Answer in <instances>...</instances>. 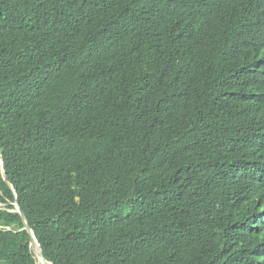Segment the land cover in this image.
<instances>
[{"label": "trees", "instance_id": "1", "mask_svg": "<svg viewBox=\"0 0 264 264\" xmlns=\"http://www.w3.org/2000/svg\"><path fill=\"white\" fill-rule=\"evenodd\" d=\"M263 55L264 0H0V264L15 202L50 264H264Z\"/></svg>", "mask_w": 264, "mask_h": 264}, {"label": "water", "instance_id": "2", "mask_svg": "<svg viewBox=\"0 0 264 264\" xmlns=\"http://www.w3.org/2000/svg\"><path fill=\"white\" fill-rule=\"evenodd\" d=\"M0 167H1V175H2V178L5 182H7L6 180V173H5V170H4V166H3V162H2V157L0 156ZM10 188L12 189L13 193H14V196L16 198V194L14 192V189L12 188L11 185H9ZM14 206V209L13 211L16 212L20 218H21V222H22V225H23V228L22 230L26 231L27 235H28V238H29V245L33 251V254L35 256V259H36V264H50L49 262H47L42 254V250H41V247L33 233V231L31 230L28 222H27V219L24 215V213L21 211L18 203H14L13 204Z\"/></svg>", "mask_w": 264, "mask_h": 264}, {"label": "clouds", "instance_id": "3", "mask_svg": "<svg viewBox=\"0 0 264 264\" xmlns=\"http://www.w3.org/2000/svg\"><path fill=\"white\" fill-rule=\"evenodd\" d=\"M263 57H264V55H263Z\"/></svg>", "mask_w": 264, "mask_h": 264}]
</instances>
